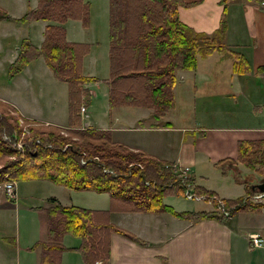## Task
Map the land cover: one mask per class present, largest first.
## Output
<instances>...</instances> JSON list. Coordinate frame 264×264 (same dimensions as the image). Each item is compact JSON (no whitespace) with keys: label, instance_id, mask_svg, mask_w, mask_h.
Masks as SVG:
<instances>
[{"label":"crops","instance_id":"1","mask_svg":"<svg viewBox=\"0 0 264 264\" xmlns=\"http://www.w3.org/2000/svg\"><path fill=\"white\" fill-rule=\"evenodd\" d=\"M262 1L179 0L178 13L182 21L194 30L206 33H213L223 28L225 33L223 41L227 47L206 55H199L204 58H213L209 59L210 61L204 66H201L198 61L195 69L187 68L177 71L178 77L180 73L182 74V81L179 78L174 87L176 105L165 116L160 119L154 118L150 112L152 109L148 108L150 110L148 114L136 116L134 120L128 121L126 125L129 126L121 129V131H131L129 135L122 134V136L133 147L144 149L167 161L191 164L192 184L195 189L198 187L206 192H214L233 203L254 189L252 187L254 184L264 182V166H261L259 170L239 159L241 140L262 141V147H264V5ZM23 2L24 0H21L22 5ZM5 3L6 0H0V4L5 5ZM41 20L45 21V27L50 22L46 19ZM1 27L0 25V68L4 64V58L7 62L13 61L20 52V46L12 48L3 42ZM239 55L248 58L251 65L244 64L237 68L235 61ZM20 76L16 77V82L10 86L29 89V84L26 86L28 80ZM203 83L205 87H201ZM2 84L0 83V88L6 87ZM178 86L181 88V95H185V89L188 95H192L184 100L182 114L194 113L197 110L209 112L211 109L212 123L205 124L204 120H201L200 124L198 122L195 126L179 124L176 115L179 104ZM188 86L192 89V93ZM107 94L109 97V90ZM0 95H2L1 91ZM7 96H9L8 101L14 104L23 116L39 118L23 106L22 103L26 99L12 97L11 94ZM116 107L119 106L110 107L112 112ZM216 109L219 111L217 112ZM222 111L223 114H221ZM88 115L84 117L88 119L82 124L95 127L96 125L90 121ZM205 117L208 118V116ZM149 118L152 119L150 123ZM43 121L63 125L57 121ZM143 124H149V126ZM185 131L190 132L187 134V132L184 133ZM135 140L137 142H134ZM201 162L221 168L224 176L233 177L240 188L239 193L224 191L227 194L221 195L216 188L204 184L202 182L205 179L204 175L197 172V165ZM0 190L4 191V194L2 192L0 194V210L6 211L10 207L21 208L27 211L28 215L41 213L43 223L41 222V227L39 226V238H32L36 228L28 224L27 236L31 238L27 240V243L35 240L47 241L50 238V232L45 207L54 202L47 198L46 204L42 206L39 200L40 197H47L49 194L25 195L22 194L20 185L17 199H12L2 187ZM55 197L63 205H79L92 209L93 220H95L93 223L96 225H102L99 223L107 220L102 210L110 209L109 222L131 233L129 235L117 230L109 231L106 226L101 235L98 234L99 227H97L96 234L102 236L104 243L109 241L110 244L106 259L98 258L103 261L102 264H264V246L252 247L248 240L252 232H259L264 237V202H250L251 207L260 204L262 206L260 208L241 207L227 219L214 215L193 221L169 211L122 209L118 201H114L115 208H111L113 201L108 207H88L76 204L72 199L65 201L58 196ZM25 198H31L35 202L23 204L21 199ZM164 202L174 207V204L167 202L165 197ZM9 224L8 218L0 221V227L5 231L4 234H0V239L10 237ZM19 231L20 225H17L16 235ZM62 242L64 248L60 253L59 264H91L87 257L88 253L83 248L85 244L83 237L73 232H66ZM15 248L17 254L14 255L7 246L0 244V264H13L10 260L20 264L42 263L43 247L34 249L32 256L29 254L22 256L23 248H19L18 244Z\"/></svg>","mask_w":264,"mask_h":264},{"label":"trees","instance_id":"2","mask_svg":"<svg viewBox=\"0 0 264 264\" xmlns=\"http://www.w3.org/2000/svg\"><path fill=\"white\" fill-rule=\"evenodd\" d=\"M130 1L110 0L111 70L106 78L110 107H148L152 109V116L160 119L176 105L174 87L179 78L177 71L195 69L199 55L226 48L223 41L224 29L219 28L213 33L196 31L179 17V0H151L158 1L160 8L157 11H144L142 37L132 40L128 26ZM28 16L50 22L45 27V39L40 49L25 40L14 63L13 73L21 70L35 54L42 53L57 77L70 84V115L71 118L76 115L81 125V103L88 100L89 104L90 101L85 83L97 80V77L84 73L83 59L89 51V45L69 40L65 23L69 18L88 23L90 1L38 0L37 7L30 9L24 17ZM11 17L0 7V20ZM128 51L130 56L126 57ZM244 64L251 65L248 58L239 55L235 61L236 67L240 68ZM140 78L147 81L143 95L135 86ZM129 82L133 83L128 84ZM19 117H9L8 114L5 119L0 117V158H7L0 165V183L6 178L18 181L49 179L75 189L109 192L122 209L170 211L196 221L214 215L223 219L230 217L213 209L211 212L205 209L179 211L165 203L164 197L168 192L177 194L185 188L178 176L165 167L164 160L140 149H122V144L114 142L111 133L101 128H72L70 132L74 137H71L65 135L64 129L56 131L57 127H32L36 134L41 135L40 141L27 138L29 147L24 151L19 150L3 137L4 128L11 132L15 127H21ZM82 159L86 161L83 162ZM239 159L260 170V167L264 166L262 141L241 140ZM136 161L144 164L143 168H140V165H130ZM155 176L158 177V186L154 188L146 185V180ZM197 189L204 191L202 188ZM50 200L54 204L45 207L50 238L37 243L43 247L41 264H59L60 253L64 248L62 237L66 232L83 237V248L87 251L91 264H97L99 257L106 259V253H109V241L104 243L102 236L98 235L104 233L106 226L109 231L117 230L131 235L126 229L109 222L110 209L102 210L107 220L99 223L102 225H96L93 223L95 220L92 209L79 205H63L55 196H51ZM226 201L228 204L232 203L230 200ZM248 206L251 207V204L248 203L245 207ZM260 206L262 205H253L251 208ZM115 207L113 202L111 208Z\"/></svg>","mask_w":264,"mask_h":264},{"label":"rangeland","instance_id":"3","mask_svg":"<svg viewBox=\"0 0 264 264\" xmlns=\"http://www.w3.org/2000/svg\"><path fill=\"white\" fill-rule=\"evenodd\" d=\"M89 1L90 17L88 23H85L84 21L79 19L69 20L70 18L68 19L69 21L66 23L67 38L69 40L84 42L89 45V51L85 54L83 59L84 73L97 77V80L93 79L85 84L88 87V96L90 98L89 105L87 107L89 112L88 117H90V121H92V123L96 125L95 127L107 126L105 128H97L109 131L111 133L112 140L114 142L122 144V149L127 147L129 150H132L134 148L136 150L140 149L146 154L157 157L158 159L167 162V160L162 159L154 154H151L145 151L144 149L133 147L130 143H128L129 141L124 139V136H122V134L129 135L131 132L124 130L121 131L122 128L129 126L126 125L128 124L129 120H134V118H136V116L138 115L141 116L144 114H148V111L150 110H148V107L144 108L137 105H129L116 107L115 110H113L112 112L110 108L109 97L107 94L109 87L106 81V78L109 77L111 70L110 0ZM130 3L131 4L130 13L128 16V26L130 28L132 40H137L142 37L141 35L144 32L142 20V15L144 11L147 9H150L151 11H157L160 7L158 1L151 0H131ZM37 5L38 0H24L23 5L21 4V0H6L5 5L0 4L1 9H3L9 15L12 16L9 19H1L0 25L2 26V37L3 42L5 44H9L12 48L20 46V52L22 51L26 39L33 46L38 47L39 49L42 47V44L45 39V21L39 18H33L29 16L24 17L30 9H34L35 7H37ZM9 31H11V33H9ZM152 42L153 40L150 41V43ZM129 56L130 53L128 51L126 57ZM17 58H15L13 61L8 62L7 59L4 58V64L0 68V83H3L2 86L8 87L0 88V91L2 93V95H0V117H4L5 119L6 114H8L9 117L14 116L15 118V116L17 117V115H19V123L21 125V127L19 128H30V131L28 133L26 132V139L35 136L36 132L32 129V127L42 129H49V127H57L56 131L64 129V131L66 130L65 135L71 137H74V134L70 132V129L79 127L88 128V125L85 127L79 125V118L77 119L76 115L71 118L69 94L70 84L67 81L57 77L54 70L49 65L48 61L42 53L35 54L27 63L28 65L26 64L27 66L25 65L21 70L13 73L14 63ZM209 59L212 60L213 58H204L203 56H199L200 65H206L208 61H210ZM20 75H22L28 80L26 86H28L29 84V89H27V87L20 88L15 86L12 88L10 86L16 82V77ZM181 77L182 74L180 73V80ZM181 81L179 82V84L181 83ZM132 83L133 82H129L128 84ZM146 83L147 81L140 78L138 80V84L135 85L137 86V90L141 95H143V93L145 92L143 89L147 88ZM188 87L190 89V93H192V89L190 88V86ZM201 87H205V83H203ZM180 90L181 88L180 86H178L177 95L179 104L176 108V115L179 119V124L195 126V124H197L198 122L200 124L201 120H204L205 124L212 123L213 117L211 116V109L209 110V112L197 110L194 113L185 112L184 115L182 114L184 100L189 99L192 95H188L187 89H185V95H181ZM10 94L12 95V97H20L26 99V101L22 103L23 106L27 110H31L32 113L39 118H28L23 116L17 110L16 106L10 101H8L9 96L7 95ZM88 96H86V98ZM84 102L88 103V100L87 102ZM193 102L194 100L192 97V104ZM221 106H223V104H221ZM14 108L17 110L18 114L15 113ZM216 110L217 112L219 111V109ZM221 114H223V111L221 112ZM205 116H208V118ZM87 119L82 118V123H84ZM43 120L57 121L62 123L63 125L50 123ZM151 121L152 119L149 118L148 122L150 123ZM143 125L149 126V124ZM186 132L188 134V132L190 131H185L184 133ZM21 133H23V131H21ZM36 135L37 137L41 136L40 134ZM134 142H137V140H135ZM6 159L7 158H0V165H2L6 161ZM130 165H140V168H143L144 166V164H141L138 161L132 162ZM186 165H189L191 169H193L191 164L186 163ZM197 172L198 174L202 173L204 175L205 179L202 180L204 184L216 188L221 195L225 193L224 191L234 192L236 194L239 193L240 188L236 184L234 178L231 176H224L221 168H217L214 165L201 162V164L197 165ZM147 181H150L151 184H159L157 176L151 179H147ZM171 184H173V182H171ZM20 185L22 188V194L25 195L39 196L43 194H49L47 195V197H40L39 204L42 206L46 204V201L48 200L47 198H50L51 196H53V194L55 196H58L62 200L68 201L72 199L76 204L86 205L88 207H108L110 206L112 201L114 202L110 194L103 193L106 191H102L100 193L99 191H96L94 189H75L49 179L20 180L18 182V193H20ZM188 187L193 188V184L189 182ZM184 190L181 191V193L177 194L168 192L165 195L166 201L171 204H174V207L181 211H196L205 209L206 211L211 212L214 210L215 206H213L212 203L206 201L205 199H190L186 196ZM197 191L200 192L198 189ZM1 192L4 194V191L0 190V194ZM203 192L206 191H202L198 194H204ZM21 202L23 204H30L31 202L35 201L31 198H25L21 199ZM6 211H4L3 209L0 210V221L5 220L6 218L10 220V224L8 225V228L10 229V237L3 240L0 239V244H4L5 246H7L9 248L8 250L14 255L17 254V249L15 248V246L16 244H18L19 248H23V252L21 254L22 256L27 254L32 256L34 249L36 250V248L42 246L37 244L39 242L38 240H35L32 243H27V240L31 238V236H27V225L29 224V226H34L36 228V231L34 232L32 238H39L41 222L43 223L41 213L36 212L35 214L28 215V212L21 208L17 209L10 207ZM177 216L190 219L181 215ZM190 220L195 221L194 219ZM17 225H20V231L16 235L15 230ZM0 230V234L5 232L4 229H2L1 227ZM77 239L80 242V239ZM64 243L66 244V242ZM10 262L13 264H20V262H17L15 260H10Z\"/></svg>","mask_w":264,"mask_h":264},{"label":"built area","instance_id":"4","mask_svg":"<svg viewBox=\"0 0 264 264\" xmlns=\"http://www.w3.org/2000/svg\"><path fill=\"white\" fill-rule=\"evenodd\" d=\"M262 5H264V0L262 1ZM82 109L85 110L86 106L83 105ZM23 131V133H21ZM30 131L29 127H23V129L15 128L12 132H8L7 130H4V137L6 140L13 142V144L16 147L19 148H25V145L27 144L25 142L26 138L25 136L27 135L26 132L28 133ZM31 140L35 139V136L30 137ZM36 141H40V138L37 137ZM51 145V143L49 144ZM83 162H85V159H82ZM165 167L168 169H171L176 176H178V179L186 185L185 188V194L189 198H196V199H205L206 201L215 204L216 209L223 215L226 216H231L233 214V211L238 208L239 206L246 205L248 202L251 201H258V202H263L264 201V191H253L251 193H247L244 195L240 200L234 202L235 204H228L226 200L223 198L219 197L216 194H209V193H204V194H198L199 192L194 191L191 187H188L191 174H192V169L189 165L182 164L179 162L175 161H167L165 162ZM147 185H153L154 187H157L158 184H151L150 181L146 180ZM17 185V180L13 178H7L3 182V188L6 190L8 195L12 198H17L18 192L16 189ZM249 244L252 247H263L264 246V237L262 236L261 233L259 232H252L249 234L248 237ZM101 260H97V263H101Z\"/></svg>","mask_w":264,"mask_h":264},{"label":"water","instance_id":"5","mask_svg":"<svg viewBox=\"0 0 264 264\" xmlns=\"http://www.w3.org/2000/svg\"><path fill=\"white\" fill-rule=\"evenodd\" d=\"M253 187L254 188L258 187L259 189L264 190V182H261L259 184H254Z\"/></svg>","mask_w":264,"mask_h":264}]
</instances>
